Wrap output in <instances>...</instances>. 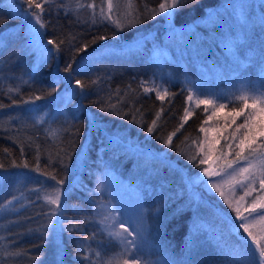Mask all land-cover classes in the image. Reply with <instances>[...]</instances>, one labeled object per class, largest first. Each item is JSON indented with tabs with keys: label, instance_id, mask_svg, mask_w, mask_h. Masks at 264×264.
Returning <instances> with one entry per match:
<instances>
[{
	"label": "trees",
	"instance_id": "trees-1",
	"mask_svg": "<svg viewBox=\"0 0 264 264\" xmlns=\"http://www.w3.org/2000/svg\"><path fill=\"white\" fill-rule=\"evenodd\" d=\"M87 1L96 5L97 0ZM162 1L134 0V4L144 11L145 6L156 8ZM63 2L68 4L69 0ZM242 4L254 8L245 15L254 22L249 47L264 53V25L260 18L264 16V0H200L195 10L185 9L174 20L176 28L183 30L165 35L168 41L164 44H172L174 48L163 46L165 58L159 67L167 71L175 83L164 88L169 94L161 100L156 91H144L145 87L152 89L154 86L138 80L137 75L152 68V50L162 45L159 38L124 40L119 44L112 41L119 34L117 30L108 32L95 25H73L71 19H76L79 13L65 14L64 8L46 5L47 27L42 30L43 38L55 39L58 43L64 40V43L59 52L52 51L44 58V64L38 65L34 52L28 49L29 37L20 25V10L27 6L22 0H0V19L5 21L0 24V104L5 105L0 108V163L4 165L0 169V264H57V244L62 264H91L98 259L95 252L103 256L113 251L115 244L108 243L110 238L95 216L100 200L92 191L93 177L104 163L113 167L122 179L130 175L135 179V175L153 167L172 185L181 184L182 172L189 177L199 170L198 157L196 163H190L180 152L192 154V144L200 138L206 113L197 107L183 121L187 94L177 82L184 74L192 77L196 65L192 67L189 63L188 50L183 47L177 50L176 44L196 37L205 48L216 51L218 56L224 55L231 47L226 26L235 19V16L230 17L231 12L233 15L234 9ZM208 13L218 15L208 16ZM102 35L108 37L106 43L100 39L92 42ZM70 37H75L71 43ZM84 43L88 47L76 55L71 73H64L62 70L75 49ZM175 52L179 56L174 57ZM176 60L181 66L176 65ZM177 67L180 70L176 71ZM256 70V74H262L261 68ZM76 80L84 85L83 90L76 86ZM49 92L51 96L47 95ZM88 93L92 99L85 96ZM68 95L72 96L70 101L62 103ZM35 96L43 98L35 100ZM30 97L33 100L25 103ZM108 104L116 105L122 114L101 112L100 108ZM133 115L141 123H133ZM93 116L95 124L90 125ZM154 119L157 124L149 134L147 127ZM77 128L80 135L74 136ZM50 130H55L56 135H50ZM172 132L176 135L172 147L168 148L163 140ZM263 141L261 137L259 148ZM85 143L88 155L76 174H72L69 164ZM61 149L68 153L63 165L57 158V152L64 156ZM13 161L16 164L26 161L29 167H15ZM37 165L41 171L34 170ZM42 173L56 175L57 180L62 179L64 183L57 185L49 175ZM55 187L64 192V208L62 215L53 217L49 226L47 214L52 205L44 196L52 193ZM201 194L203 201L193 204L185 203L187 197L183 195H167L164 200L168 209H162L160 214L158 243L176 263L195 264L200 258L208 261L215 253L216 235L221 231L224 240L238 243L237 237L229 235L228 225L217 210L223 209L236 223L233 211L223 202ZM13 196L18 199L5 206ZM201 220L210 227L206 232L196 226Z\"/></svg>",
	"mask_w": 264,
	"mask_h": 264
},
{
	"label": "rangeland",
	"instance_id": "rangeland-1",
	"mask_svg": "<svg viewBox=\"0 0 264 264\" xmlns=\"http://www.w3.org/2000/svg\"><path fill=\"white\" fill-rule=\"evenodd\" d=\"M71 2L75 5V0H71ZM81 2L84 4L89 3L87 0H81ZM116 2L117 0H114V3ZM118 3L119 11L121 13L137 9L135 7L134 0H131L132 9H129L127 6L128 0H118ZM96 5V11L98 13L102 5V0H97ZM104 7L106 9V3H104ZM79 11H82L78 12L79 15L77 12H74L78 16L76 17V19L72 17L73 19H71V21L73 25L75 24L77 26L80 24V26L83 25L86 27L95 25L96 27L98 26L99 30L106 29L108 32H110L111 29L117 30L115 32L119 34L112 40L113 42L115 41L116 43L121 44L122 42H125L124 40L137 41L141 39L142 41L143 38L148 37L159 38L162 45H160L159 47L157 46L152 50V54L154 53V56H152L154 57L152 68L147 71V73H137L139 77L138 80L149 84V86L151 85L154 87H158L160 90H163L166 86L173 84V82L175 83V81L172 80L173 77H170L167 71L162 70L159 67V64L165 58V53L163 52L165 51V49L163 46L170 45L171 47H173L172 44H164L168 41V37L165 36L166 33L174 30L178 32L183 30L176 28L177 26L175 24L177 23L175 22L177 21H169L164 17L163 14H161L155 19L146 20L145 23L139 24L135 28L127 29L124 32H121L111 21L108 20H105L103 23L93 24L90 19L92 9H88L87 7H85L83 9H80ZM234 11L235 13L232 15L231 12L230 17L235 16V19L232 22H229L228 26H226L228 29L227 40L230 46L233 41L237 42L238 48L233 50L236 51L240 63H236L234 61L232 55L229 54V50L224 55H220V57L218 56V54H216V51H211L208 49V47L205 48V45H201V43L196 40V37H191L188 40L176 44L177 50L180 47L188 50L186 52V55L189 59V63L192 64V67L196 65V68L192 70V77L184 74L183 77L178 80V82L176 81L179 86H181L186 91L187 96L189 94V91L193 93L194 100L188 101L186 96L185 106L190 111L196 109L197 107H201V109H203V112L206 113L204 121L207 120V123L203 122L201 127H204L208 130L207 134L200 131V138L196 143L192 144L193 146L191 150L192 154H196V157H198V163L199 159L204 155V153L208 151V142L219 139V143L215 144L214 148L212 149V159L209 161V163L201 165L199 170L193 174H190L189 177L194 178L197 176V174H199L203 180H208L209 177L203 176L202 169L205 167H209L214 171L221 172L220 176L211 177V180L217 183L221 182L222 180L228 179V176L225 173L231 172L232 169H228L226 167V162L232 161L235 158V152L239 150L235 148V143H237L238 140L233 141L230 139V137L236 128V126L234 125L242 123L243 117L237 118L236 124H232L230 127L225 126L226 121L230 123L231 117L228 116V113L231 112L234 106L233 104L229 103V99L232 97L233 93L238 94V90L244 83H248L252 87H264V85H262L261 83L262 81H264V75L256 74V71H258L256 69L258 68H261L260 71L264 73V56H262V51L260 49L258 51L254 48L251 49L249 47L250 32L251 27L254 26V22L252 18H248V16H245L250 11H254V8L249 4H242L241 6L235 8ZM19 14L21 22L20 25L27 35V25L23 22L22 13ZM116 18L117 17L114 14L113 19ZM173 25L174 30L172 27ZM258 36H261V33L258 34ZM47 41L48 40L43 38V43L46 47H48ZM102 41L103 43H106L108 40L105 39ZM175 53L176 54H174L173 56L177 57L178 53ZM33 56L38 65L44 64V60L38 59V56L35 52L33 53ZM255 56L257 58L256 60L258 61L255 60ZM47 57L48 56H46L45 58ZM176 65L181 66V64L178 63ZM104 66H106V64H104ZM177 69L180 70L179 67L176 68V71H178ZM197 94H199V99H210L213 97L219 98V102L226 104L227 107L224 108L216 116H212L213 109L211 105L205 106L204 104H200L199 106H197V104L195 103ZM89 95L85 94L87 98L92 99V95ZM66 97H68V99H65L62 102L64 104L67 100L70 101V99L72 98L71 95H68ZM249 103H251V101H249ZM87 105L89 104L87 103ZM206 107L207 110H205ZM247 111L248 110H246V112ZM209 117H211V119H209ZM184 118L185 116L183 117V121H185ZM240 119L242 121H240ZM238 121L240 122L238 123ZM236 136L238 138L240 136V133H236ZM90 137L91 136L88 135L89 139ZM260 138L261 137H258L256 143L251 146L252 149H255V154L250 155L249 150L245 149L244 155L248 157V159L241 160L239 164H233V169L247 166L249 160H255V156L258 155L261 151H264V147L261 146L259 148ZM228 144L233 145V148L231 150H229ZM262 145H264V141L262 142ZM87 155V144L85 143L83 149L79 152L76 159L69 164L70 170H72V174H76L78 168L81 167ZM259 167L260 165L257 163L256 168L258 169ZM62 170L63 169H60V171ZM135 176H137L135 179H133V175H130L129 178H127L126 176V178L122 179L113 167H111L107 163H104L103 168H100V172H98L93 177L94 184L92 185V191H94L95 198L100 200L96 208L97 212L95 213V216L100 221L102 215L107 214L108 211L114 210L116 213L120 214L122 219H127L129 217L136 219L139 216L141 210H143L145 212V215L143 217L142 236L140 237L138 242L140 249L138 255L141 256L145 261H151L152 264H179L176 263L175 260H173L158 243V236L160 233V228L158 227L160 224V214L162 209H168V206H166V204L164 203V200L168 198L167 195H171L172 197H179L183 195L187 197V199L184 198V200H187L185 203L191 202V204L203 201V195L201 194V192H203L205 195L211 196L216 201L219 200L223 203L224 198L221 197L220 194L215 191V189H212L211 192H209L208 188H205L202 183L189 184L187 182L189 177H187V175L183 172L180 185H172L171 183H168L166 181V178H164L162 174H160V172L153 167H148L143 172ZM248 183L249 181H244L245 186ZM253 187L255 188V191H252L251 195L248 196L244 195L245 188L241 187L238 184L225 183L222 185V191L224 192V196L233 201L234 204L239 201V198L241 196H244V200L239 201L240 206L244 208L251 204L252 200L256 197H264V189L260 188L258 173L256 183L253 185ZM62 193L64 192H61V211L64 208V199ZM185 203L183 202V205ZM225 206L228 205L225 204ZM157 209H159V212L156 211ZM259 211L261 210L257 209V212ZM233 213L235 214V212ZM244 215L247 216L248 213H244ZM58 217H56L55 221L58 220ZM234 217H236V214ZM253 217H255V214H253ZM239 223L240 221L236 220L235 224ZM196 226H198L197 228L201 230V232H203V229L205 230V232L207 229H210V227L207 226V222H205L204 220L196 222ZM251 230L257 235L258 238L260 236H264V223H255ZM239 233H242L245 237L247 236V233H244L243 229H239ZM234 236L237 237V241L239 242V237L237 235ZM212 242L214 243L215 241L212 240ZM248 242L251 243L250 238ZM201 245H204V242L201 243ZM252 247L254 248L255 245H252ZM213 249L215 253H213V256L211 255V258L208 261H203V258H200L198 261L195 260V264H223L224 257L218 250L217 244ZM117 250L118 248L115 245L113 251H109L103 256H110L114 251Z\"/></svg>",
	"mask_w": 264,
	"mask_h": 264
},
{
	"label": "snow or ice",
	"instance_id": "snow-or-ice-1",
	"mask_svg": "<svg viewBox=\"0 0 264 264\" xmlns=\"http://www.w3.org/2000/svg\"><path fill=\"white\" fill-rule=\"evenodd\" d=\"M22 3L27 6L26 9H21L20 12L22 13L23 22L27 25V36L29 37L28 49L35 52L38 56V59L44 60V58L52 51L59 52L61 50L60 45L64 43V40H60L58 43L55 39H49L47 41V45H51L52 48L46 47L43 43L44 32L42 30L47 27V22L44 20L46 5H55L58 8H64L65 14L68 12L78 13L80 9L87 7L92 9L90 19L93 24L103 23L105 20H108L111 21L117 29H119L121 32H124L127 29L135 28L137 25L145 23L146 20L155 19L161 14H163L167 20L173 21L183 10H195V8L199 5L200 0H163V2L159 3L158 7L156 8H148L145 6L144 11L133 9L124 13L119 11L118 0L116 3H114V0H102V5L98 13L96 11L95 3L84 4L81 2V0H75L74 7L72 6L71 0H69L68 4H65L63 0H60L59 3H57V0H22ZM104 3H106V9L104 7ZM127 6L129 9H132L131 0H128ZM114 14L117 17L116 19H113ZM207 15H218V13H208ZM4 22L5 21L3 19H0V24ZM261 25H264V16L261 17ZM172 27L174 30V25ZM107 38L108 37L102 35L94 38L92 42L94 43L95 39L105 40ZM72 40H75V37H70L69 43H71ZM87 47L88 44L84 43L75 49L70 61L62 70L64 73H71L73 63H75L76 55H78L80 52H83ZM236 48H238V44L237 42L233 41L229 49V54L232 55L236 63H240L236 51L233 50ZM262 56H264V53H262ZM262 75H264V73H262ZM75 83L77 87L83 90L84 85L80 80H76ZM92 83L96 82L93 81ZM261 83L264 85V81ZM153 90L156 91L157 98L161 100H163L165 95L169 94L167 89H163L161 91L158 87H154L152 89L147 87L144 88L145 92ZM9 91H12V89H9ZM52 92H55V88L52 89ZM52 92H49L47 95L51 96ZM42 98L43 97L41 96L34 97L35 100H40ZM32 100L33 98L30 97L29 101L24 102L28 103ZM187 100H194V96L191 91H189ZM249 101H251V103H249ZM13 103H15V101H13ZM195 103L197 106L200 104H204L205 106L211 105L213 109L212 116H216L227 107L226 104L219 102V98L213 97L210 99H199V94L196 96ZM229 103L233 104L234 106L231 112L228 113V116L231 117L230 123L226 121L225 126L230 127L232 124H236V120L239 117H243V122L236 125V128L230 137V139L233 141L238 140V142L235 143V148L239 150L235 152V158L232 161L226 162V167L228 169H232L231 172L225 173L228 176V179L222 180L219 183L212 181L211 177L220 176L221 172L214 171L209 167H205L202 169V172L204 177H209L208 180H203L202 177L197 174V176L194 178L189 177L187 182L189 184L202 183L205 188H208L209 192H211L212 189H215V191L224 198V203L227 204L233 212H235V219L240 221L239 224H235L231 220L230 214L225 213L223 209L217 210L228 225L229 235H237L239 237V242L233 244L223 239L224 233L222 231L218 232L216 235L218 250L224 257L223 264H264V236H260L258 238L257 235L251 230L255 223H264V197H256L252 200L251 204L242 208L239 201H243L244 196H241L239 201L234 204L233 201L224 196V192L222 191L223 184L232 183L244 187L245 196L251 195V192L255 191L253 185L256 183L257 173L259 174L260 188L264 189V151H261L258 155H256L255 160H249L247 166L233 169V164H239L241 160L248 159V157L244 155L245 149L249 150L250 155L255 154V149H252L251 146L256 143L258 137H264V87H252L248 83H244L238 90V94L233 93L232 97L229 99ZM4 107L5 105L0 104V108ZM205 110H207V107ZM246 110L248 111L246 112ZM100 111L109 114H122L121 110L113 104H108L106 107H102ZM189 115H191V111L186 108L184 119L186 120ZM157 119H159V113L157 114ZM157 119H154L151 125L147 127V132L149 134L154 132ZM209 119H211V117H209ZM132 122L141 123V121L136 119L135 115H133ZM89 123L90 125L95 124L94 116ZM204 123H207V120L204 121ZM180 127H183V123L180 125ZM176 131H179V129ZM200 131L207 134L208 130L204 127H201ZM236 133H240L238 138ZM49 134L55 136L56 131L50 130ZM73 135L79 136L80 129L77 128ZM175 135L176 132H172L163 140V143L168 148L172 147L173 137ZM208 143V151L204 153V155L199 159L197 167L209 163V161L212 159V149L214 148L215 144L219 143V139L209 141ZM262 147H264V145H262ZM228 148L231 150L233 145L228 144ZM7 151L8 150L5 149V152ZM37 151L39 152L38 146ZM61 151L64 150L61 149ZM21 152H23V147L21 148ZM67 155L68 153L66 151H64V156H60V153L57 152V158L62 165L64 164V159L67 157ZM180 155L186 156L190 163H196V154H187L181 151ZM257 163L260 165L258 169L256 168ZM12 164L15 167H29L26 161L23 164H16V162L13 161ZM2 168H4V165L0 163V169ZM34 170L41 171L38 165ZM42 174L49 175L50 179L56 181L57 185L64 183L62 179L57 180L56 175H52L50 173ZM244 181H249V183L245 186ZM16 199L18 198L13 196L11 200L6 202L5 206L11 205ZM44 199L49 205L54 206L50 208L49 213L47 214L49 217L50 226L53 217L62 215L60 189L58 187L53 188V192L46 194ZM257 209H260L261 211L257 212ZM156 211L159 212V209ZM244 213H248V215L246 216ZM177 214H179V209H177ZM253 214H255V217H253ZM144 215L145 212L143 210H141L139 216L136 219L131 217L122 219L120 214L116 213L114 210L108 211L107 214L102 215L100 224L102 225L103 231L106 232L110 238L108 243L115 244L118 250L114 251L110 256H102L101 252H95V256L98 259L97 261H91V264H152L151 261H145L141 256L138 255L140 250L138 242L143 232ZM239 229H243V232L247 233V236L245 237L242 233H239ZM47 230L48 229L46 227L45 234L47 233ZM93 238L94 236L88 237L89 240ZM249 238L251 243L248 242ZM252 245H255V247L253 248ZM12 255H18V253H12ZM84 259L90 258L84 257ZM56 261L57 264H62L60 248L58 244L56 249Z\"/></svg>",
	"mask_w": 264,
	"mask_h": 264
}]
</instances>
